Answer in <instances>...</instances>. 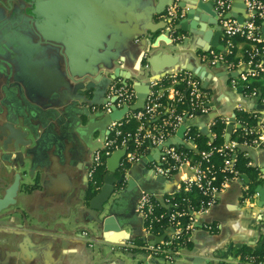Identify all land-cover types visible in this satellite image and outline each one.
<instances>
[{"label": "crops", "instance_id": "crops-1", "mask_svg": "<svg viewBox=\"0 0 264 264\" xmlns=\"http://www.w3.org/2000/svg\"><path fill=\"white\" fill-rule=\"evenodd\" d=\"M169 1L0 0V124L7 111L23 106L43 117L45 128L39 123V131L46 134L16 169L21 172L23 183L15 203L0 210V264H122L112 256L115 249L129 254L139 249L143 257L131 264H143V244L133 239L145 235L144 226L135 210L137 196L131 200V192L146 189L161 196L170 192L180 177L176 174L164 182L155 178L152 162L159 158L157 146L141 161L129 164L123 171L117 170L124 172V177L121 183L115 184L113 209L121 230L128 236L119 234L115 241L103 237L102 225L85 211L88 199L102 184H96L88 176L92 147L102 135L98 128L101 117H93L87 105L103 101L105 86L116 73L130 74L133 81L146 79L145 73H139L142 60L138 62L144 37L139 43L134 38L147 36L154 44L163 31L162 14ZM240 10L243 8L238 3L235 11ZM207 16L205 10L200 11L199 18ZM195 17L188 19L190 26L195 27L197 22L204 24ZM92 20L101 30L103 43L89 34ZM213 26L207 24L206 29ZM164 36L154 44L153 51L176 52L177 46L166 43ZM197 41L204 40L195 33L190 44L192 53H178L179 62L188 59L201 67L202 75L193 72L208 96L211 110L216 116L227 118L225 137L231 115L235 117L234 127L238 126L234 109L238 95L248 109L255 107V99L246 96L241 80L236 78V85L233 84L232 77L238 73L231 74L222 62H209V50L217 48H205ZM244 44H238V57ZM202 53L207 57L201 56ZM152 76H155L153 70L149 73ZM174 86L178 85L164 79L159 90L173 95ZM228 100L233 103L231 112H220V104ZM208 120H204L206 126ZM10 148L9 144L6 150L0 146V194L14 177L13 171H2L5 163L15 159L14 152L9 155ZM246 154L250 158L248 164L255 167V174L241 172L218 193L216 202L195 220L189 236L191 245H180L171 259H165L170 264L175 260L183 261L178 264H224L240 259L242 255L237 249L244 244L253 249L263 248L264 203L261 201L264 198H260L256 186L264 187V142L247 146ZM33 181V185L26 184ZM81 198L85 200L83 204ZM104 245L109 247V252L104 251Z\"/></svg>", "mask_w": 264, "mask_h": 264}, {"label": "built area", "instance_id": "built-area-1", "mask_svg": "<svg viewBox=\"0 0 264 264\" xmlns=\"http://www.w3.org/2000/svg\"><path fill=\"white\" fill-rule=\"evenodd\" d=\"M212 1L217 23L221 27L223 49H210L209 62L211 64L222 62L229 71H237L238 75L232 77L233 84L236 85L237 78L246 87L250 83V78L264 73V35L261 31V25L264 24V0H243L246 7L243 20H238L234 16H226L231 10L233 0ZM177 3L178 0H173L162 14L166 22L165 28L170 30L168 33L170 39L181 36V33L173 30L176 20L184 14V9L180 8ZM255 16H257L258 21L254 19ZM235 35H241L249 42V48L245 49L246 58L241 56L236 62L225 58V55L232 50L234 45L232 38ZM142 38L143 40L148 39L147 36L137 35L134 40L139 43ZM257 43L261 44L257 45ZM147 48L148 44L143 49L140 74L150 70V65L145 59L148 56ZM200 55L207 57L204 53ZM241 64L242 67H240ZM129 77L123 75L111 77L105 86L103 101L97 104L89 102L92 111L96 110L104 114L111 112L113 107L122 108L126 105L128 108L121 118L111 119L107 124V131L101 140V145L92 150L88 176L93 178L95 167L99 164H106V158L116 149L124 148L125 152L120 165L123 160L128 166L141 161L152 147L162 144L158 160L152 162V170L155 174L164 176L165 180H172L176 174H178L180 180L174 183V188L167 193V196L164 194L159 196L149 190L140 189L135 201V210L143 220L145 235L158 236L164 234V237L156 242L145 239L143 244L145 258L149 262L155 255H159L164 259H171L172 254L182 245V240L189 238L198 215L213 205L217 200L218 193L230 181L239 176L240 172L234 167L235 146L237 144L259 146L264 142V107H257L258 104H264V92L262 93L255 86L251 87L250 90H246V96L249 99H255L254 108L248 109L245 107L239 95L234 105L235 110L246 111L256 119L255 122H249L242 118L237 120L238 126L242 128L241 133L248 135L247 139L229 138L219 146L198 150L195 142L198 127L190 120L208 113L212 107L209 104L206 92L200 86L197 75L187 68L171 67L160 76L149 77V91L144 106L137 109L129 108L136 98L133 80ZM163 79L173 85L182 84L185 92L175 86L173 95L160 91L159 86ZM164 96L169 99V102L163 103L160 100ZM182 103H186V106L181 107L180 104ZM214 118H210L207 122V128L210 132L209 138L211 139L215 135L212 129ZM131 120L136 122L135 128L125 130L123 124ZM221 120L226 122L227 118L221 117ZM182 123H185L182 140L190 145L189 148L200 153V159L184 150L182 148L183 144H163ZM234 130H236V127H234ZM207 142L210 143V140ZM215 149L224 152L220 167L230 172L224 175L219 185L213 183L217 168L215 163L210 160V155ZM193 186L198 187L206 198L201 199L198 206L175 207L177 202L171 200L173 193L178 190H191ZM158 197H163L164 201L172 203L175 208L167 213L165 211L157 212L156 198ZM164 215H167L169 219L166 233L155 235L151 231L152 224ZM181 215H187L185 224L179 219ZM225 264H264V247L263 252L259 255L241 256L240 259L228 261Z\"/></svg>", "mask_w": 264, "mask_h": 264}, {"label": "water", "instance_id": "water-1", "mask_svg": "<svg viewBox=\"0 0 264 264\" xmlns=\"http://www.w3.org/2000/svg\"><path fill=\"white\" fill-rule=\"evenodd\" d=\"M150 1V0H148ZM173 0H170L168 4H170ZM178 0V6L180 8L184 9V14L176 20L174 23V31L181 33L180 37H175L173 39H170L168 37L169 29L165 28L166 22L163 20L162 29L163 31L155 38L154 44L158 42V40L161 38V35H165L166 37V43L168 44H174L177 46L176 52L172 51H162L157 50L153 51V49L156 47V45L152 44L149 40H143V45L141 47L140 56H138V59L140 62L143 54V49L148 44L147 53L148 56L145 58L149 65L150 70L146 71V79H136L133 81V85L136 92V98L133 103L130 104V109H137L144 106L145 98L149 91V73L151 70L155 72V77L158 76V74L161 72V74L164 73L165 70L171 68V67H182L190 69L199 75H202V69L197 64L192 63L188 59L186 62L180 63L179 60L181 59L180 55L178 53L182 52H188L192 53V49L190 47V44H192V39L194 34H199L202 41H197V43L200 46L207 47L208 49L212 46L217 49H223V44L220 42V36H221V27L217 23L216 13L213 8V1L212 0H185L183 3L179 2ZM241 4L243 10L235 11L236 4ZM201 10H205V12L208 14V16L205 18H199V14ZM238 10V9H237ZM160 11V10H158ZM246 8L243 0H233L232 7L229 13L226 14V16H235L238 20H243L245 17ZM197 16V17H195ZM197 18L202 19L204 24H200L197 22V24L194 26H190L189 24V18ZM209 17V18H208ZM90 24L88 31L89 34H94L96 37L99 38V43H103L102 35L99 33L101 30H99V27L95 25V21ZM207 24H213L214 26L212 28L206 29ZM197 26H201L200 28H197ZM187 33H185V32ZM261 31L264 35V24L261 26ZM163 37V39H164ZM158 45V44H157ZM206 45V46H205ZM204 71V70H203ZM157 73V75H156ZM237 71H231V74H236ZM119 75L116 73V76ZM123 76H130V74H121ZM115 76V75H113ZM241 89V86L238 88ZM28 105V103H25ZM257 107H264V104H258ZM128 107L125 105L122 108H115L113 107L112 111L104 114L100 111L92 112L93 117H104L106 126L109 123L111 119L121 118V116L124 114ZM8 114L5 115L4 120L0 124V139L1 141V148L6 150L8 149V144L11 145V148L9 149V155H11L12 152H14L15 159L10 161L9 163H5L2 171L4 172H12L14 174L13 180L4 188V191L2 194H0V210H3L7 208L8 206L12 205L16 201V194L21 187L23 181H22V175L21 172L17 171L16 169L18 167H21L24 164L25 159L28 158L32 152H34L37 145L41 143V140L43 139L46 134L39 131V123L43 128H45V121L42 119L43 117L34 115L32 111L29 108L25 107H19L16 110L7 111ZM217 113L213 110L209 111L208 113H205L201 116H197L194 118V120H190L193 122L194 125H200L199 130L203 133L209 136L208 128L204 122V120H208L210 117L216 116ZM87 116V114H86ZM2 118V116H0ZM234 121L235 117L234 115H231L229 117V122L226 126V132H225V138L228 139L230 133L232 132L234 128ZM187 122V121H186ZM88 124V121H87ZM238 125V124H237ZM185 129V123L180 124L176 135L168 137L167 140L163 142V144H171L174 143L176 145L184 144L187 146L186 143H184L180 136H182L183 131ZM82 131L83 128H80ZM87 129V131H89ZM103 137L101 138V140ZM101 140L97 144H95L92 147V150L98 146L101 145ZM32 142L34 143L32 146ZM162 147V144L157 145V148L160 150ZM124 148L116 149L114 150L107 158H106V172L103 175L102 184L100 185L98 191L91 196L88 199V206L85 209L86 212L91 214V219L94 220L96 223H100L102 225V236L105 237L107 240L115 241L117 240V235L124 234V236H128L126 232H123L120 228V221L117 220L114 212V205L116 202V198H113L114 195V188L116 183H121L123 181L124 172L119 176L116 177L115 172L120 166V162L122 159V156L124 155ZM8 155V154H7ZM147 157H150L149 155ZM32 166V162L31 165ZM27 169V168H25ZM16 170V171H15ZM153 171V170H152ZM30 173V171H28ZM31 174V173H30ZM153 174L156 176L155 178L159 180L160 182L165 181V177L159 174H155L153 171ZM243 176H246L245 174H242ZM27 185H33V182H27ZM137 187V186H136ZM256 189L259 190L260 198H264V187L260 186L259 184L256 186ZM139 190V188H138ZM84 198H81V202L83 204ZM264 203V201H261V203ZM260 203V204H261ZM104 213V214H102ZM108 231H111L109 233ZM114 231V232H113ZM164 237V234L153 236L152 234L147 235H139V238L145 240H153L158 241L159 239H162ZM143 264H150V262L145 258V260H142Z\"/></svg>", "mask_w": 264, "mask_h": 264}, {"label": "trees", "instance_id": "trees-1", "mask_svg": "<svg viewBox=\"0 0 264 264\" xmlns=\"http://www.w3.org/2000/svg\"><path fill=\"white\" fill-rule=\"evenodd\" d=\"M255 20L258 21L257 16L254 17ZM262 26V25H261ZM234 45L232 46V50L230 53L225 55L226 60H233L236 62L238 60L237 53L238 51V44L241 42H245L244 46L241 48V56L246 58V48H249V42L241 35H235L233 38ZM261 43H257V45H260ZM263 73L253 76L252 80L246 86V90H250L251 87L255 86L257 87L262 93L264 92V77H260ZM164 82V79L161 81ZM177 87H179L183 92H185V89L183 88L182 84H179ZM160 100L163 103L169 102V99L164 97H161ZM181 107H185L186 103L180 104ZM163 114V112H162ZM236 117L237 118H242L246 119L249 122H255L256 119L251 116L246 111H241V110H236L235 111ZM136 126V122L131 120L127 123L123 124V128L125 130H133ZM224 126L225 122H223L220 118V116H216L214 118V122L212 124V129L215 133L214 137L211 139L209 138L208 135L203 134L199 129L197 130L196 137H195V142L197 144V149L202 150V149H209L211 146H219L222 144L225 140L224 137ZM242 128L241 126H237L236 130L232 132V138L236 137L239 140L247 139L248 135L242 134ZM210 140V143L207 141ZM184 150L192 154L195 158L200 159V153L196 150H193L187 146H182ZM247 153V146L243 144H237L235 146V160H234V167L241 173V172H246L249 175L253 176L255 174V167L253 165L248 164L249 163V156L246 154ZM224 152L219 151L217 149L213 150L211 155H210V160L215 163V167L217 168L215 170V175L216 178L213 180L214 184L219 185L221 181L223 180L224 175L229 174L230 172L227 170H224L221 166L222 160H223ZM127 167V164L122 160V164L119 166L117 169L118 171H123V169ZM106 172V166L105 164H99L95 167L94 172H93V179L95 180L96 184H101L103 175ZM167 196L168 194H164ZM206 196L201 192V190L193 186L191 190H178L175 191L171 197L172 201L177 202V205L175 207L177 208H188L190 206H198L200 203L201 199L204 200ZM156 211L161 212L165 211L166 213L169 212L170 210L174 209L175 207L172 205V203H168L164 201L163 197H158L156 198ZM179 219L183 224L187 222V215H181L179 216ZM169 219L167 215L161 216L158 220L154 221L151 227V231L156 235V234H162L165 232L167 225H168ZM135 243L137 244H144L145 240L139 238L137 236L136 238L133 239ZM184 245L190 246V240L185 239L184 241L182 240L181 242ZM264 247V246H263ZM237 251L242 255H259L263 252L262 249H253L249 245L244 244L240 247H238ZM227 263V262H225ZM224 263V264H225Z\"/></svg>", "mask_w": 264, "mask_h": 264}, {"label": "rangeland", "instance_id": "rangeland-1", "mask_svg": "<svg viewBox=\"0 0 264 264\" xmlns=\"http://www.w3.org/2000/svg\"><path fill=\"white\" fill-rule=\"evenodd\" d=\"M232 101L228 100V102H225L224 104H220L219 106V111L223 113H229L231 112L232 108ZM90 228L93 230H96L94 225L92 223H89ZM96 249V246H95ZM104 251L107 253L110 251L109 247L107 245L103 246ZM110 255V254H109ZM113 257H117L120 259V262L122 264H131L132 262H136L139 259L143 257V254L140 252L139 249H135L132 254L126 253L122 249H115L114 252L112 253ZM151 264H170L169 260L163 259L159 255H155L153 259L150 261ZM179 263H182V260L178 261ZM177 260L174 261V264H178Z\"/></svg>", "mask_w": 264, "mask_h": 264}, {"label": "flooded vegetation", "instance_id": "flooded-vegetation-1", "mask_svg": "<svg viewBox=\"0 0 264 264\" xmlns=\"http://www.w3.org/2000/svg\"><path fill=\"white\" fill-rule=\"evenodd\" d=\"M87 109L90 110L91 112H95V111H92L91 110L90 105H87ZM98 128H100V131H99L100 136L102 135V137L104 138L105 133H106V122H105L104 117L99 118ZM117 173H119V175H121V173L120 172H117V170H116L115 174H117ZM137 194H138V191L137 190H132V192H131V200L132 199H135V197L137 196Z\"/></svg>", "mask_w": 264, "mask_h": 264}]
</instances>
